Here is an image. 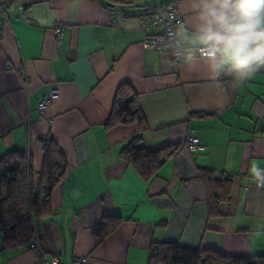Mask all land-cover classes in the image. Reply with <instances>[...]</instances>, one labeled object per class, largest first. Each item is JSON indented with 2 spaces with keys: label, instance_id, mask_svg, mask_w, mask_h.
<instances>
[{
  "label": "crops",
  "instance_id": "0c3cea01",
  "mask_svg": "<svg viewBox=\"0 0 264 264\" xmlns=\"http://www.w3.org/2000/svg\"><path fill=\"white\" fill-rule=\"evenodd\" d=\"M109 3L19 0L0 13V157L27 152L37 177L41 139L51 136L68 164L51 192V214L37 220L38 245L61 264L80 256L147 264L152 242L264 255V183L252 173L264 169V69L244 81L213 79L202 64L175 65L143 45L155 31H141L139 15L174 4L182 27L192 26L190 0ZM122 83L147 126L140 145L181 146L148 181L121 156L138 125L109 123ZM53 90L57 98L39 111ZM188 132L205 147L196 158L184 148ZM104 216L119 223L100 239L92 229ZM35 261L28 247L4 249L0 228V264Z\"/></svg>",
  "mask_w": 264,
  "mask_h": 264
},
{
  "label": "trees",
  "instance_id": "16d2710c",
  "mask_svg": "<svg viewBox=\"0 0 264 264\" xmlns=\"http://www.w3.org/2000/svg\"><path fill=\"white\" fill-rule=\"evenodd\" d=\"M108 1L111 2L108 6L114 7L116 0ZM116 122L138 125L136 134L122 148L121 156L145 181L181 147L176 144L148 150L140 145L147 126L135 93L125 83L118 86L113 100L109 123ZM41 140L43 154L37 177L27 152L12 149L0 157V228L4 249L27 247L34 234L37 236V220L51 214V192L67 172L65 155L53 138ZM118 223L117 217L104 216L92 232L103 239ZM147 264H264V255H227L215 248L190 249L175 242H152Z\"/></svg>",
  "mask_w": 264,
  "mask_h": 264
},
{
  "label": "clouds",
  "instance_id": "9594fccd",
  "mask_svg": "<svg viewBox=\"0 0 264 264\" xmlns=\"http://www.w3.org/2000/svg\"><path fill=\"white\" fill-rule=\"evenodd\" d=\"M195 23L177 30L187 46L185 67L204 65L215 79L229 75L244 81L264 69V0H190ZM190 33V35H188ZM264 169L252 173L264 183Z\"/></svg>",
  "mask_w": 264,
  "mask_h": 264
},
{
  "label": "built area",
  "instance_id": "2783aa9c",
  "mask_svg": "<svg viewBox=\"0 0 264 264\" xmlns=\"http://www.w3.org/2000/svg\"><path fill=\"white\" fill-rule=\"evenodd\" d=\"M13 2H19V0H0V13L5 16V10ZM138 25L141 31L145 34L148 30L153 29L155 31L152 35H145L143 39V45L153 50H164L169 56L173 64L180 63L184 49V33L177 29L182 27L183 17L177 12L176 5L171 4L162 12H147L138 16ZM3 23L0 20V28ZM62 29V25L54 26L55 35H59ZM58 96L57 90H53L46 97L41 99L37 103L39 111L43 112L51 102ZM184 148L189 151L194 158L197 157L199 152H202L205 147L200 143L199 138L196 135L188 132L184 141ZM256 186H260V182L256 183ZM34 230L36 226L34 225ZM27 247L35 252V264H61L59 256L46 254L38 245L37 236L34 234L32 239L28 242ZM71 264H88L87 258L84 256L76 257Z\"/></svg>",
  "mask_w": 264,
  "mask_h": 264
}]
</instances>
